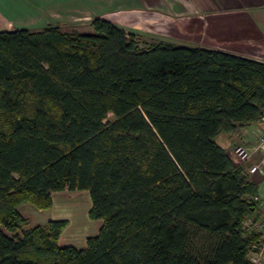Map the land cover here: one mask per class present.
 I'll return each mask as SVG.
<instances>
[{
	"label": "trees",
	"instance_id": "1",
	"mask_svg": "<svg viewBox=\"0 0 264 264\" xmlns=\"http://www.w3.org/2000/svg\"><path fill=\"white\" fill-rule=\"evenodd\" d=\"M74 27L0 29V264H252L257 184L215 138L264 113V62ZM63 190L101 220L84 247L18 209Z\"/></svg>",
	"mask_w": 264,
	"mask_h": 264
},
{
	"label": "crops",
	"instance_id": "2",
	"mask_svg": "<svg viewBox=\"0 0 264 264\" xmlns=\"http://www.w3.org/2000/svg\"><path fill=\"white\" fill-rule=\"evenodd\" d=\"M95 16L106 18L128 32L264 62V0H0V29L41 27L49 22L75 21L76 25L89 23ZM257 126L250 124L235 131L236 135L220 132L215 141L235 161L233 146L242 144L253 149ZM259 158V153L252 151L241 164L257 184L253 199L255 215L261 217L264 173L250 170ZM250 256L248 252L249 259Z\"/></svg>",
	"mask_w": 264,
	"mask_h": 264
},
{
	"label": "rangeland",
	"instance_id": "3",
	"mask_svg": "<svg viewBox=\"0 0 264 264\" xmlns=\"http://www.w3.org/2000/svg\"><path fill=\"white\" fill-rule=\"evenodd\" d=\"M51 23L61 24L62 22ZM71 25L77 26L74 28L78 30L89 29V23L85 21L76 25L75 21H72ZM141 35L145 37L143 33ZM112 118L113 115L109 113L108 119ZM233 135H236V132ZM52 196L53 204L48 209L38 210L26 202L19 205L18 209L21 214L28 218L27 226L44 224L50 219H65L66 225L61 231L59 243L61 245L71 244L75 247L85 244L86 237L95 234L101 224L100 219H93L88 215L90 208L88 192L86 190H63L54 192Z\"/></svg>",
	"mask_w": 264,
	"mask_h": 264
},
{
	"label": "built area",
	"instance_id": "4",
	"mask_svg": "<svg viewBox=\"0 0 264 264\" xmlns=\"http://www.w3.org/2000/svg\"><path fill=\"white\" fill-rule=\"evenodd\" d=\"M256 131L255 147L252 149L242 144H236L232 148V155L239 164L244 163L251 156L252 151H257L260 155L257 164L252 166L251 171L257 169L264 173V113L261 114ZM244 226L258 235L256 241H253L248 249L251 254L252 264H264V215L261 217H247L244 220Z\"/></svg>",
	"mask_w": 264,
	"mask_h": 264
}]
</instances>
